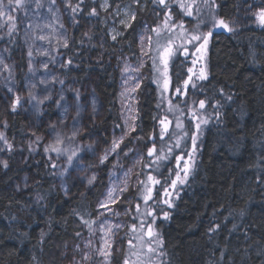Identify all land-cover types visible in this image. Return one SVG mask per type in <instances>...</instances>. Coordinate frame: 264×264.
Instances as JSON below:
<instances>
[{"label":"trees","instance_id":"1","mask_svg":"<svg viewBox=\"0 0 264 264\" xmlns=\"http://www.w3.org/2000/svg\"><path fill=\"white\" fill-rule=\"evenodd\" d=\"M102 1L39 0L37 8L24 0L25 15L13 10L0 30V264H68V248L95 226L113 159L97 166L91 146L98 155L97 147L122 134L118 63L139 57L135 26L119 27L113 14L128 1L109 0L107 10ZM201 1L193 21L176 0L167 7L190 21L186 34L200 39L187 48L198 56H190L189 71L182 55L172 58L170 91L178 94L167 101L145 78L136 127L119 158L141 149L143 168L152 163L158 179L147 191L154 203L169 201L154 224L158 264H264V25L257 18L264 0ZM141 12L146 20L169 17L157 0H146ZM111 26L122 31L115 42ZM16 96L24 103L13 110ZM152 147L163 154L153 162ZM60 161L73 164L60 167L64 176ZM88 163L97 172L91 185L82 176ZM142 201L134 196L126 240L131 226L148 222L138 220Z\"/></svg>","mask_w":264,"mask_h":264},{"label":"rangeland","instance_id":"2","mask_svg":"<svg viewBox=\"0 0 264 264\" xmlns=\"http://www.w3.org/2000/svg\"><path fill=\"white\" fill-rule=\"evenodd\" d=\"M127 1L120 10L114 11L113 14L118 20L117 24L119 27L129 29L132 25L135 26L139 57L138 61L134 62L128 56H124L120 58L118 63L120 78L118 107L123 132L121 135H112L109 143L105 146L97 147V144L98 155L93 152L96 150L95 145L91 146L94 150L90 152V156L96 158L97 166H105L111 159H113V163L104 177L105 185L102 186L99 197L95 226L87 236L82 237L78 243L68 248L64 255L69 261L68 264H121L120 261L116 263L120 254L122 257L124 255L123 264H158L155 259L157 234L154 230V224L157 219L156 214L160 213L161 207L167 208L169 201L167 198L162 200L163 197L160 196L159 201L154 203L155 197H152L151 192L147 191L149 186L153 187L154 184H157L158 179L154 173L155 167L152 166V163L149 167L147 164L146 169L143 168L145 153L141 149H135L133 154L126 156L127 159L122 157L124 160L122 161L119 158L120 147L124 140L135 130L138 116L139 91L146 77L151 76L160 100L167 101L178 94L170 91L168 75L170 62L176 54L182 55L184 61L188 63V71L190 70L189 67L192 65V61L194 64V58L191 59L190 56H193L194 51L189 50L187 46L190 45L189 42L196 35L195 33L186 34L185 28L189 26L190 21L187 19L179 21L178 17L172 16L174 10H171L172 8L167 9V7L174 4L175 0H165L164 4H160L159 0H157L158 5L162 6V8L165 7L168 12L167 21L163 19L156 20L153 15H151V20L138 18V15L143 13L141 11L145 8L146 0H139V2L137 0ZM176 1L179 3L182 12L188 14L187 18L193 21L191 16L194 11L199 12L197 3L202 1ZM0 5H2V0H0ZM24 5V0H21L20 6H17L14 0H12L11 5H9V0H5L3 6L5 14L0 16V30L3 29L7 21L8 23L10 22L8 16H11L13 10L22 11L25 15L26 9ZM101 5L103 10L109 9V0H103ZM163 14H165L164 9ZM201 17H203V14ZM171 18L174 19L171 20ZM169 23L173 25L171 26ZM216 26L219 25L216 24ZM108 34L111 40L115 42L122 36V31L116 26H111ZM114 36L116 37L115 39H113ZM166 50H171L172 54L166 56ZM194 56L196 58L198 54ZM165 60H167V63H165ZM22 102L24 103L20 99V103L17 105L21 106ZM174 122L163 124V126L160 125L162 132L167 127H173L175 125ZM176 124L181 128L180 120H177ZM3 144L5 146V140ZM169 151V147L167 150H163L164 154H168ZM105 155L107 158L101 163V158L105 157ZM148 155L153 162L154 159L163 154L156 152V149L152 147L148 151ZM69 162L67 161V165ZM60 163L57 171L60 176H64L63 169L69 171L73 164L70 162L69 167H66L63 161H60ZM88 165L87 167L90 171L86 170L82 176L86 179V184L91 185L89 181H94L97 172H93L92 163H88ZM175 193L176 191H173L166 195L168 198L175 197ZM135 195L144 199L141 203L135 204V209L138 210V220L148 222L145 228H141L136 224L131 226L129 239L126 240L129 213L131 206L134 205ZM143 205L148 207V214L141 209ZM146 215H148V220L144 217ZM149 231H151V235H149Z\"/></svg>","mask_w":264,"mask_h":264},{"label":"snow or ice","instance_id":"3","mask_svg":"<svg viewBox=\"0 0 264 264\" xmlns=\"http://www.w3.org/2000/svg\"><path fill=\"white\" fill-rule=\"evenodd\" d=\"M137 2H139V0H137ZM164 2H165V0H159V3L160 4H164ZM15 3H16V5L17 6H20L21 5V0H15ZM12 4V0H9V5H11ZM36 7L37 8H40V7H42V4L39 2V0H36ZM68 7H72L71 6V4L69 3V5H68ZM78 8H79V5H77L76 7H73L72 8V11H73V13H75L77 10H78ZM5 13H4V10H3V6L2 5H0V16H3ZM92 15H95L96 13H95V9H93L92 10V13H91ZM258 20L260 21V23L262 24V25H264V10H261V12L258 14ZM8 20L9 21H12L13 20V17L12 16H8ZM220 23H221V25H223L225 28H227L228 27V25H226V24H224V22L221 20L220 21ZM13 30H15V23L13 22L12 24H11V26L9 27V34H11V32L13 31ZM229 30H231V29H229ZM40 39H45V37H39ZM116 37L114 36L113 37V39H115ZM194 39H200V37H194ZM204 39V43H205V45L207 44V37H204L203 38ZM65 47H67V43L65 42V45H64ZM29 54V56H31L32 55V53H31V51L28 53ZM172 53H171V50H166V56H170ZM69 63H71V61H69ZM165 63H167V60H165ZM45 67H47V65H45ZM31 70V69H30ZM207 77H206V75L202 72L201 73V76H200V79H206ZM185 84L187 85V82H185ZM193 87H195V85H193ZM9 91H12L11 89H9ZM177 91H180L179 89H177ZM30 95V97H31V99H36L34 96H31V93L29 94ZM45 100H47V99H49V97H45L44 98ZM62 99V98H61ZM44 101L43 100H38L37 101V104H41V103H43ZM20 103V97L19 96H17L16 97V99H15V102L13 103V110H15V107H16V105L17 104H19ZM199 106H200V108H204V106H205V103H204V101H200L199 102ZM161 123H164L163 121H161ZM197 128H199V125H197ZM0 138H2V134H0ZM9 147H11V145H9ZM107 158V156L105 155V157H103V158H101V163H103L104 162V160ZM5 167H7V165L5 164ZM92 181L90 180L89 181V183H91ZM175 183V182H174ZM149 235H151V231H149ZM151 250V249H150Z\"/></svg>","mask_w":264,"mask_h":264}]
</instances>
